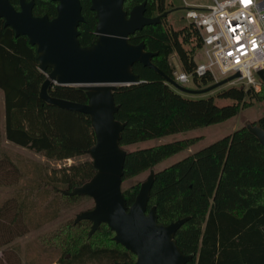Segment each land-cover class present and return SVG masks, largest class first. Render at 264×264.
<instances>
[{
	"label": "trees",
	"instance_id": "trees-1",
	"mask_svg": "<svg viewBox=\"0 0 264 264\" xmlns=\"http://www.w3.org/2000/svg\"><path fill=\"white\" fill-rule=\"evenodd\" d=\"M9 1L19 7V0ZM141 1L124 0L123 6L129 11ZM90 3L91 0H80L83 19L78 25V38L81 45L90 44L96 36L97 16ZM56 4L57 0H34L32 11L35 15L46 13L52 17L56 14ZM167 4L166 0H146L144 14H161L169 9ZM128 39L133 44L142 40L146 50L157 52L151 61L167 78L136 62L132 70L139 75L140 82L119 86L113 91L118 105L115 118L125 124L119 142L122 147L224 121L250 105L248 99L262 98L263 94L251 86L232 84L217 93L216 98L229 100L218 105L213 96L189 97L172 87L174 66L169 57L175 54L181 68L192 73L196 66L195 54L202 45L198 30L189 22L174 28L167 22V15H161L160 21L142 26ZM45 77L38 69L36 47L25 34L15 35L14 29L0 17V88L4 92L6 139L49 159L89 156L88 150L95 142L89 115L42 100L39 91ZM193 82L201 87L215 80L210 73H205L194 76ZM261 85L264 86L263 81ZM47 90L51 96L87 102L85 90L76 86L51 85ZM252 123L264 130V114ZM197 139L126 149L122 181L188 149ZM14 168L17 179L10 198L15 199L17 210H26L25 216L29 210L36 209L37 198L45 203L44 221L58 214L60 200L90 198L63 193L94 174L90 157L54 170L51 175L42 174L41 166L33 168L30 176V169L23 170L16 165ZM138 189L136 184L122 189L128 206ZM152 206L158 221L164 224L188 217L174 235L180 250L193 255L185 264H264V150L246 126L155 171L147 209ZM74 224L86 229L91 221L83 219ZM102 228L114 234L107 224L101 223L88 237L91 239ZM73 245L74 251L69 253V258H65V253L61 264H113L132 262L136 258L116 242L112 247L88 240Z\"/></svg>",
	"mask_w": 264,
	"mask_h": 264
},
{
	"label": "water",
	"instance_id": "water-1",
	"mask_svg": "<svg viewBox=\"0 0 264 264\" xmlns=\"http://www.w3.org/2000/svg\"><path fill=\"white\" fill-rule=\"evenodd\" d=\"M146 0L134 4L129 11L124 0H91L90 8L97 16L94 40L81 45L78 25L83 19L80 0H57L56 14L35 15L34 0H19L16 8L9 0H0V17L10 25L15 35L25 34L36 47L38 69L45 74L39 97L54 106L82 112L90 117L95 142L88 154L95 169L84 183L64 190L65 195H86L93 206L75 215L74 223L91 221L88 235L101 223L114 232L113 240L135 255L132 262L113 264H185L193 257L184 254L174 239L177 229L188 219L179 218L168 224L158 221L155 207L147 209L155 170L149 171L140 183L134 201L129 206L122 193V176L127 150L120 145L124 123L115 118L118 105L113 91L119 86L140 82L132 70L136 62L152 68L164 78L167 76L152 63L157 52L145 49L144 41L131 43L129 35L142 26L160 21L169 9L161 14H144ZM50 69V71H47ZM257 75L264 82V71ZM239 73L214 82L205 90L219 87ZM180 91H188L175 81H170ZM51 85H70L85 90L86 103H79L48 93ZM246 128L262 145L264 130L256 123H246ZM264 231V230H263Z\"/></svg>",
	"mask_w": 264,
	"mask_h": 264
},
{
	"label": "rangeland",
	"instance_id": "rangeland-1",
	"mask_svg": "<svg viewBox=\"0 0 264 264\" xmlns=\"http://www.w3.org/2000/svg\"><path fill=\"white\" fill-rule=\"evenodd\" d=\"M169 11L167 13V22L174 27L179 28L187 23L184 17V0H166ZM191 4H208L212 0H186ZM172 56V57H171ZM169 57V62L173 64L174 69L180 70L178 58L175 54ZM195 62H205L202 50H198L194 57ZM217 81V80H216ZM215 81V82H216ZM219 81V80H218ZM171 84V83H170ZM213 84V83H211ZM198 87L192 80L182 86L188 91H180L173 84L172 87L181 94L189 97H207L216 98L217 93L232 83L227 82L219 87L206 91L205 88L210 86ZM240 84V83H239ZM181 85V84H180ZM238 85V84H237ZM245 85V84H243ZM247 87V85H245ZM258 94L262 95L260 100H250V105L242 108L236 115L210 125L200 126L197 128L180 131L158 138L138 141L123 148L127 150L149 147L161 143L172 142L179 139L198 137L197 141L188 149L169 156L160 162L154 164L143 172L125 178L122 181L121 188L125 189L132 185L140 186L149 174L151 169L160 170L181 158L187 156L191 151H196L211 142L231 133L235 129L245 126L246 123L256 122L264 114V86H260ZM218 105H224L229 100L215 99ZM191 149V150H190ZM89 158L84 154L74 158L62 160L46 158L41 153L34 152L14 143L7 141L0 134V264H61L60 260L65 254L69 258L74 251L73 244H80L89 241L92 244L112 247L115 245L113 240L114 234L106 228H102L90 239L88 232L90 227L82 228L73 223L75 215L93 206V201L88 197H80L74 200H60V210L56 216L44 221V205L41 198H37L34 205L35 210L27 212L26 210H17L13 195L14 181L17 179L14 165L20 169L31 171L28 176L32 175V169L42 167V174H53L54 170L67 167L73 163L82 162ZM12 160V163H10ZM12 182V184H11ZM20 182L17 183V185ZM15 192V191H14ZM32 218V220L30 219Z\"/></svg>",
	"mask_w": 264,
	"mask_h": 264
},
{
	"label": "built area",
	"instance_id": "built-area-1",
	"mask_svg": "<svg viewBox=\"0 0 264 264\" xmlns=\"http://www.w3.org/2000/svg\"><path fill=\"white\" fill-rule=\"evenodd\" d=\"M184 17L201 36L205 62H196L192 73L181 66L174 81L185 84L210 73L216 81L239 73L230 81L258 90L264 71V0H212L208 5L185 4ZM172 57V56H171ZM180 65V64H179Z\"/></svg>",
	"mask_w": 264,
	"mask_h": 264
},
{
	"label": "crops",
	"instance_id": "crops-1",
	"mask_svg": "<svg viewBox=\"0 0 264 264\" xmlns=\"http://www.w3.org/2000/svg\"><path fill=\"white\" fill-rule=\"evenodd\" d=\"M185 4H189V3L186 0H184V5ZM198 4H200V5H208L209 3L208 4L198 3ZM0 134H2L3 137L6 139V137H5V105H4V92H3V89L2 88H0ZM188 150H189V148H188ZM192 152L193 151H191V153Z\"/></svg>",
	"mask_w": 264,
	"mask_h": 264
}]
</instances>
